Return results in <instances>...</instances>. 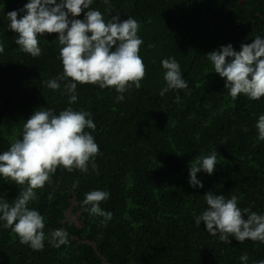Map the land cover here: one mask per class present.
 <instances>
[{
	"label": "trees",
	"instance_id": "16d2710c",
	"mask_svg": "<svg viewBox=\"0 0 264 264\" xmlns=\"http://www.w3.org/2000/svg\"><path fill=\"white\" fill-rule=\"evenodd\" d=\"M28 2L0 0L5 47L0 53V154L22 138L23 125L35 111L47 107L59 114L72 107L91 113L96 125L86 131L99 145V174L91 167L88 173L58 168L29 207L44 216L46 237L63 229L69 243L55 248L46 239L43 250L36 251L0 221V264H244V254L247 264L264 260V243L230 237L225 244L203 222L195 224L207 209L204 195L210 191L226 199L236 195L239 207L264 215V141L255 127L264 115V97L233 99L207 58L222 46L240 51L243 43L264 37V0H110V6L93 0L90 10L101 11L105 19L110 11L139 22L146 76L141 88L131 87L120 102L114 88L78 84V99L71 105L61 94L65 81L56 91L43 83L63 72L57 35L40 36L42 54L34 58L20 50L8 28L7 13ZM167 58L180 64L188 88L161 97L166 87L161 61ZM213 150L219 153L215 172L198 173L203 188H193L190 162ZM22 190L0 177V197L6 201ZM93 190L110 193L100 204L113 214L106 224L85 211L90 206L82 207Z\"/></svg>",
	"mask_w": 264,
	"mask_h": 264
},
{
	"label": "clouds",
	"instance_id": "9594fccd",
	"mask_svg": "<svg viewBox=\"0 0 264 264\" xmlns=\"http://www.w3.org/2000/svg\"><path fill=\"white\" fill-rule=\"evenodd\" d=\"M92 3L93 0H59V3L57 0H29L22 9L7 13L8 28L17 36L15 44L34 58L42 54L39 37L57 35L63 72L43 83L56 91L65 81L61 94L69 96L70 105L78 99V84L114 88L120 93L117 96L120 102L131 87L140 89V82L146 76V66L139 55L143 44L138 35L139 22L132 17L121 20L119 15L111 16L110 11L109 18L105 19L101 11L90 10ZM104 3L110 6V0ZM21 12L25 14L21 16ZM82 13L84 18L78 19ZM4 51V44L0 42V53ZM207 58L214 72L225 80V89L233 99L241 94L254 101L264 97V37L257 35L252 43H243L240 51L234 50L231 44L222 46ZM161 64L166 82L159 93L161 97L169 91L188 88L180 64L174 58L163 59ZM179 99L177 96L176 102ZM255 127L258 139L264 141V115L259 116ZM95 128L89 112L68 107L57 114L54 109L45 107L35 111L24 123L22 138L14 139L9 149L0 154V177L10 179L23 189L11 202L0 197V221L4 222L3 228L11 229L19 237L21 244L40 251L46 239L55 248L69 243L68 233L63 229H56L46 237L44 216L29 204L37 200V190L52 183L58 168L88 173L91 167L99 174L95 163L100 154L99 145L91 132L86 131H95ZM218 154L213 150L210 155L190 162V186L203 188L197 174L212 175ZM77 185L78 182L74 183L73 188ZM109 197L107 191L93 190L86 194L82 207L90 206L85 207V211L103 217L102 223L106 224L113 214L104 211L100 204ZM52 198L50 194L48 199ZM204 199L207 209L195 217L198 227L203 222L207 232L218 236L225 244L230 243V237L240 243L246 240L264 243V215L239 207L240 198L236 195L226 199L210 191ZM240 260L247 264V254ZM258 264H264V260Z\"/></svg>",
	"mask_w": 264,
	"mask_h": 264
}]
</instances>
